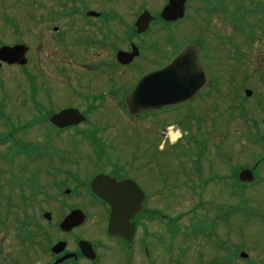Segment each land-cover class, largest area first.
Wrapping results in <instances>:
<instances>
[{"label": "flooded vegetation", "instance_id": "1", "mask_svg": "<svg viewBox=\"0 0 264 264\" xmlns=\"http://www.w3.org/2000/svg\"><path fill=\"white\" fill-rule=\"evenodd\" d=\"M20 2L16 0V5ZM28 2L30 15L19 24L13 18L5 19L0 28V47L20 46L26 51L25 65L0 63V264H182L188 251L181 246L182 212L179 209L171 216L169 207L166 210V206L160 209L150 204L161 203L166 197L183 200L188 194L195 201L190 211L196 218L199 209L208 207L205 192H213L209 189L211 185L221 184L226 191L232 179L241 186L240 194L226 193V196L236 199V203L245 200L243 188L248 187L237 181V173L234 177L230 172L229 154L222 151L231 110L242 111V106H231L236 97L221 108L213 104V95L227 97L228 94L223 89L214 92L213 85L219 81V75L214 71L216 63L211 50L200 36L203 31L198 27L196 32L200 35L194 37L196 45H191L196 46L207 73L206 87L179 106L147 110L133 117L127 112L126 96L141 78L164 68L182 49L171 50L167 55L164 41L153 37L158 32L150 39L153 25L160 24L163 33L167 28L159 18V11L152 15L145 32L136 33L133 27L145 10L142 9L133 17L132 33L128 32L130 26H124L122 37L112 39L109 35L115 34L109 30L104 32H111L106 36L100 33L102 37L97 42V20L109 22L102 12L100 16L95 11L96 16L80 18L53 13L37 16L34 0ZM239 3L243 8L240 28L245 31L248 21H253L254 32L237 36L243 41L258 38L264 44L261 40L264 26L260 28L256 22L257 15L245 11L247 3L256 6L259 0H239ZM66 12L70 10L61 11ZM209 16L201 18L209 27L204 29L206 33L212 26ZM55 22L59 26H54ZM181 23L173 22L169 26L177 28ZM8 31L13 40L4 39ZM221 38L225 44L224 38L229 37ZM97 46L102 53H97ZM119 52L132 55L128 63L117 60ZM132 76L135 81L129 85L127 78ZM226 83L228 88L230 80ZM145 93L154 97L159 91L148 84ZM115 120L119 121L118 126L126 122L127 128L118 127L113 123ZM219 127L221 144H217L214 155L221 166L216 171L212 156L207 155L214 140L208 137ZM170 129L179 138L165 146L166 132ZM68 133L80 137L84 146L61 156L64 152L54 144V139ZM261 157L264 158V153ZM166 158L171 165L166 163ZM261 166L264 161L242 168L252 170L253 185L258 180L264 181L263 173L257 170ZM97 179L107 184L130 183L129 192L112 189L116 198L137 199L140 195L135 192L137 189L143 195L141 211L131 218L123 216L126 220H118L117 227L120 224L122 229L116 234L108 232L110 207L97 196ZM98 188L109 187L99 182ZM261 197L257 221L264 229V191ZM208 201L213 212L215 207L218 210L228 205ZM72 211L82 212L84 221L69 230H61L60 223ZM19 214L25 220L20 221ZM35 214H40L47 225L38 224ZM54 214L58 220L49 224ZM231 214L213 216L211 226L192 227V232L186 234L197 239L200 229L209 240L206 254L194 253L191 264H232L236 260L241 264H264V234L262 243L258 241L248 249L254 250L255 258L248 255L244 246H228L230 241L217 239L220 255L214 259L213 248L209 250L214 246L212 232L218 225L228 229L227 218ZM45 215L49 216L48 221ZM197 241L198 246L199 240L194 242ZM241 253L246 258H241ZM205 255L210 259L206 263Z\"/></svg>", "mask_w": 264, "mask_h": 264}, {"label": "rangeland", "instance_id": "2", "mask_svg": "<svg viewBox=\"0 0 264 264\" xmlns=\"http://www.w3.org/2000/svg\"><path fill=\"white\" fill-rule=\"evenodd\" d=\"M226 1V3H225ZM239 0H235L238 2ZM263 0H259V3ZM15 0H0V28L2 27V21L7 18H13L17 24L21 23L23 18L27 15H30L31 8L30 2L28 0H21L18 5L14 4ZM28 2V3H27ZM36 7V15L37 16H48L47 12H59L62 11V5H66L67 9L70 10L75 17L80 18V4L78 0H34ZM97 2V5H96ZM166 0H81V3L84 6H88V10L97 11V14H102L108 19L109 22L106 24V20H97V42L100 41L103 33L104 36L110 34L111 32L115 35H109L113 37H122L124 26L131 27L128 29L129 33H132V22L134 20V16L137 13H140L142 9H146L150 12L151 15L155 14L159 9L162 8L163 4ZM27 3V4H26ZM231 0H188L186 3V20H184L181 25H178L177 28H172V30H166L164 33L162 32V28L159 26L160 24H155L152 26L150 31V39L153 37L159 41L163 40L165 43V48L167 50V55L174 48L172 46H179L180 44L188 43L195 44L194 37L196 35H200L199 32H196L198 27L200 31H203L200 35L202 39L205 40L206 46L210 48L214 63L213 65L215 74H218L219 81L217 84L213 85V89L217 90H226L228 96L222 97L221 95H213V104L217 107L221 108V105L225 103V106L229 105V101L236 96H239V99L236 96V99L231 106H239L242 104V112L239 110H234L230 113L228 119V127L227 133L225 137V142L223 145V150L229 154V162H230V172L239 168L242 165H252L256 160L258 154L264 151L262 143H258L256 141L257 135L264 138V124H262V120L264 117V44L260 43L259 39L256 38L255 42H242L238 39V33L241 30H238L237 27L234 28L230 24L231 16H228L229 11H233L235 8L234 5H231ZM248 4V3H247ZM246 4L245 8L247 10V14H249L250 6ZM215 7L213 8L212 6ZM264 5V4H263ZM264 7V6H263ZM208 12H212V15H208ZM64 16H68V12L64 14ZM209 16L210 23V32H204V29L208 26L205 25V20L201 18H207ZM59 17V16H58ZM200 18V20H198ZM262 17H258L256 22L262 28L264 26V20ZM130 20L131 23H130ZM198 20V21H197ZM250 24L254 26L253 21H248ZM59 26V23L55 22L54 26ZM104 25V27H103ZM249 25L247 27H249ZM107 27V28H105ZM258 27V26H257ZM104 28V29H103ZM209 27H207L208 29ZM259 28V27H258ZM127 29V28H126ZM103 30V32L101 31ZM109 33H104L108 32ZM160 30V31H159ZM2 32V31H0ZM154 32H158L153 35ZM93 33V32H89ZM148 34V35H149ZM153 35V37H152ZM4 39L6 41L13 40V36L11 35V31H8L4 34ZM103 36V37H104ZM126 33L124 35L126 39ZM229 37L231 39L232 44H224L219 37ZM237 38H236V37ZM262 36V42L264 43V34ZM2 36H0L1 40ZM193 38V39H191ZM196 38V37H195ZM116 39V38H115ZM147 39V38H146ZM170 39L173 40V44H170ZM169 40V41H168ZM254 41V40H253ZM196 45V44H195ZM114 46V44H111ZM236 48L238 50H236ZM97 46V53H102ZM170 51V52H169ZM105 55H109V53L105 52ZM245 57L241 58L239 56ZM243 59V60H242ZM220 61V62H219ZM249 65V71H246L243 65ZM217 66V67H216ZM259 69V70H258ZM113 77V73H110ZM246 75L247 80L244 84V89H248L252 91L251 98L242 101L243 95V85H241V79ZM134 76L127 78L128 84L134 83ZM231 78L235 79L237 82L232 85L228 84L227 81ZM218 122V121H217ZM117 126L119 124L118 120L113 121ZM138 122L134 121V124ZM221 122H219L220 125ZM123 126H118L122 129L127 128V123L122 121ZM141 125V124H140ZM221 126V125H220ZM138 129H141L139 126ZM222 130L219 128H215L213 131V135L209 136L208 139L213 141L214 143L208 148L207 155L209 154L211 160L214 162V168L216 171H219L220 161H217V158L214 155V150L217 147V144H221ZM137 134L136 127L134 130V135ZM177 132L170 129L166 132V144L174 143L176 139ZM137 137V136H136ZM29 139V138H28ZM200 138L198 137V141ZM54 144L57 145L64 153H60L61 156H66V154H72L73 151L79 150L80 146H84V141L73 133L65 134L61 137H57L54 139ZM66 153V154H65ZM166 163H170L169 159H165ZM205 165V164H204ZM264 166L259 167L257 170L261 175V178L264 179ZM210 191L213 192L208 193L205 192V203L208 204L204 206L205 209H199L196 214V218H194L191 214L190 209H194L192 206L194 200L188 197V194L185 195L183 200H176L170 197H166L163 202H155L150 204V207L154 208H162L166 206L165 209L168 210V207L171 209V216L175 214L177 211L182 212V220H181V241L183 249H187L184 259H182V264H191L190 260L194 257V253L197 256H202L206 254V249L209 245L207 242L209 240L206 238V234L203 233V230L200 229L197 232V239L186 236L190 232H192V227H209L211 226L212 217H223L225 212H232L231 216L228 219V229L226 226H217L214 230L213 236L211 240L214 241V246H211L209 250L213 251L214 259H217L220 255L218 245L216 244L217 239L228 240L229 245H240V247L253 248L257 245L258 241L262 243L263 240L262 235L264 234V229L260 226L259 221H257V216L260 214L258 211V204L261 202L262 192L264 191V181L258 180L253 186L243 189V198L245 200L237 201L236 199H230L229 196H226V193L229 195L232 194H240L239 190H241V186L237 185L232 179L229 181L228 189L223 191L221 184L215 183V185L210 186ZM18 194V192H17ZM16 194V195H17ZM249 198V199H248ZM208 200L214 201L216 205H220L222 203H226L225 208H220L217 210L215 207L214 212L211 211L209 207L210 202ZM197 201V198H196ZM75 204V202H73ZM235 203V204H234ZM234 204V205H232ZM76 205H79L78 203ZM58 216V215H57ZM54 214V217H51V221L49 224H54L58 220V217ZM36 221L38 224L42 226H46L47 222L42 219L40 214H35ZM263 215L261 216V218ZM18 219L20 221L25 220V216L18 215ZM9 219L7 220V223ZM263 223V220H262ZM11 224V223H10ZM198 224V226H197ZM262 237V239H261ZM195 239V240H194ZM199 240V244L197 246V242ZM261 240V241H260ZM216 244V245H215ZM197 247V250H196ZM246 252L248 255L255 258L254 250H248ZM196 251V252H195ZM210 260L207 255H205V263ZM254 260L251 262L253 263ZM242 262L234 261L232 264H241Z\"/></svg>", "mask_w": 264, "mask_h": 264}, {"label": "water", "instance_id": "3", "mask_svg": "<svg viewBox=\"0 0 264 264\" xmlns=\"http://www.w3.org/2000/svg\"><path fill=\"white\" fill-rule=\"evenodd\" d=\"M186 0H169L168 4L163 8L160 13V18L165 22H175L183 18L184 5ZM88 16H94L95 14L90 12ZM152 18L147 12H144L139 16L135 23L137 32H144L147 30ZM23 52L19 50V47L8 49L2 48L0 50V59L5 60L9 64H24ZM128 55L125 53H119L117 59L120 62L128 63ZM129 57H132L130 55ZM198 53L193 47H186L171 63H169L164 69L159 72L152 73L151 75L143 78L137 84L135 90L130 93L125 99V105L128 113L132 116H136L148 109H162L166 107H173L186 102L188 99L197 95L206 82V75L204 69L198 59ZM153 83V86H152ZM150 86L151 89L157 88L159 93L156 96H148L145 93V88ZM246 96H250L251 92L246 91ZM252 173L249 170H244L239 173L238 181L251 182ZM104 183L108 186L107 189H99L98 182ZM128 182L115 183L112 181L107 184L101 179H97V196L107 203L111 208L108 232L116 234L117 230H121L120 224L117 227V221L126 220L122 218L121 214H117L119 209L127 210L125 217L131 218L135 215L142 204V194L134 200L119 199L114 197L112 189L125 190L129 192L131 188ZM94 186V183L92 184ZM111 188V189H110ZM112 192V193H111ZM45 218L49 220V216L45 215ZM84 216L78 212H71L60 224L61 230H69L70 228L77 226L83 222ZM117 228V229H116ZM242 258L246 256L241 255Z\"/></svg>", "mask_w": 264, "mask_h": 264}, {"label": "trees", "instance_id": "4", "mask_svg": "<svg viewBox=\"0 0 264 264\" xmlns=\"http://www.w3.org/2000/svg\"><path fill=\"white\" fill-rule=\"evenodd\" d=\"M237 172V170H235ZM234 177H235V174H234Z\"/></svg>", "mask_w": 264, "mask_h": 264}]
</instances>
